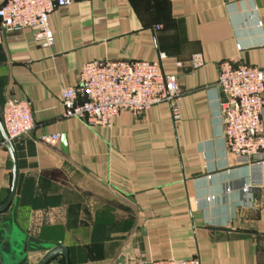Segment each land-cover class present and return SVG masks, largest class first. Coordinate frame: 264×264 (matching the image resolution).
<instances>
[{"label": "crops", "instance_id": "1", "mask_svg": "<svg viewBox=\"0 0 264 264\" xmlns=\"http://www.w3.org/2000/svg\"><path fill=\"white\" fill-rule=\"evenodd\" d=\"M48 27L47 48L28 29L0 31V111L9 97L29 102L33 123L11 143L0 264L23 254L36 264L42 245L61 246L67 264H264V163L236 165L227 153L214 87L223 60L264 71V0H81L54 7ZM159 53L182 94L177 122L165 103L119 112L108 129L62 116L59 91L83 63ZM195 53L202 64L190 69ZM49 134L54 146L37 141ZM10 179L0 137V206Z\"/></svg>", "mask_w": 264, "mask_h": 264}, {"label": "built area", "instance_id": "2", "mask_svg": "<svg viewBox=\"0 0 264 264\" xmlns=\"http://www.w3.org/2000/svg\"><path fill=\"white\" fill-rule=\"evenodd\" d=\"M81 0H4L0 5V31H32V39L41 47H50L53 36L48 15L54 7H68ZM159 53L154 62L132 60H92L81 65L75 86L59 91L64 118H73L86 126L110 128L119 112L142 113L154 105L168 106L172 123L179 120L182 94L174 75L162 71ZM200 54L190 55V69L200 67ZM175 67L180 68L179 62ZM214 87L223 100L218 102L224 146L236 165L260 166L264 163V71L227 60L216 64ZM0 123L12 143L27 136L33 128L30 103L13 97L6 99L0 111ZM58 134L41 135L37 141L54 146ZM248 186L244 190H248ZM136 264H199L189 260H159Z\"/></svg>", "mask_w": 264, "mask_h": 264}, {"label": "water", "instance_id": "3", "mask_svg": "<svg viewBox=\"0 0 264 264\" xmlns=\"http://www.w3.org/2000/svg\"><path fill=\"white\" fill-rule=\"evenodd\" d=\"M0 137H1V140L4 143V145L8 151L9 158H10V166H11V179H10L9 192H8L6 200L0 206V213H1V212L5 211L7 209V207L13 201L14 188H15V183H16V157L14 154L12 144L7 140V137H6V135L3 131V128L1 126V123H0ZM61 142L63 144V140H61ZM42 247L44 249H46V252L38 260V262L36 264H46L49 261H51L53 258H55L56 256H61L64 260L63 264H67L66 252L61 246H58V245H56V246L42 245ZM13 250H15V249H13ZM24 260H25V255L23 254V255H21L17 264H22L24 262Z\"/></svg>", "mask_w": 264, "mask_h": 264}]
</instances>
